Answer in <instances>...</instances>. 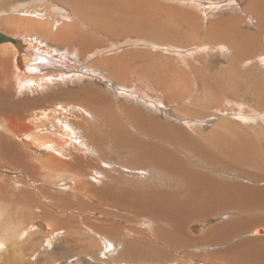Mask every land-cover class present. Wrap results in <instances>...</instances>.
<instances>
[{
    "label": "bare ground",
    "instance_id": "bare-ground-1",
    "mask_svg": "<svg viewBox=\"0 0 264 264\" xmlns=\"http://www.w3.org/2000/svg\"><path fill=\"white\" fill-rule=\"evenodd\" d=\"M20 1L23 2L24 0ZM47 1L51 2V4L58 2V0ZM199 1L201 2V0H198V2ZM203 1L204 0H202V2ZM1 2L5 3L6 0L5 2ZM48 2H46V4ZM60 2H64L67 5V9H60L59 11L58 7L56 8L54 5L50 6V4H47V6L45 4L46 6H44L43 4L44 7L41 6L42 11H40L35 10L34 6L36 3L35 5L33 4L34 9L31 7H27L26 9V7L22 4L24 6V10H20V12L23 11L25 14H28L27 17L19 16V18H15L8 16L0 19V32L13 39H17V41L19 40L17 45H14L11 42L0 43V166L10 167L12 170H18L20 174L22 173V175H19L17 178L14 176L16 179L14 185L19 184V186L15 185L18 194L17 199H21L24 194H32L34 192L36 193V188L40 189V196H44V194L45 196L47 194L49 195V193L46 192L48 191L49 187H47L46 184L47 178H50L51 176L54 178L57 176L62 177V182L58 180L60 182L58 185L61 184L62 188H66L67 190L70 189L68 192L67 190L64 191L65 195H69V197L74 196V198L72 197L73 203L71 202V199H68L70 202L66 199H57L54 200L55 202H50V199H48L49 204L58 209L70 210L71 208H75L76 211H82L85 209L89 212H99L105 218L103 219L98 217L92 226L93 228L91 227L89 230H92L96 236L105 238L112 242L113 244H109V247H113V249H116L114 248V238L118 239L121 237L124 239L123 242L126 243L124 244L126 246H129L130 241L128 236L126 237L127 227L125 224L122 226L107 220L108 216L115 215L113 211L109 210L111 209L110 207H118L123 211L128 212L130 211V205L132 204L137 207L139 212L140 210L143 212V210L146 208V213H148L150 216L156 217L155 215H158L155 220L160 218L163 219L164 222L165 219L175 222L179 219L178 210L189 213L193 219H198L201 218V216L207 215L210 213V210H217L215 205L216 202L212 200H214V197H217L218 199L219 196H222L224 198V207H229L232 205L235 209L240 210V212H245L248 205L245 204L247 202H245L244 198V201H240L238 198V201L235 202L233 197H241L242 192H250L249 189H251L252 192L263 190L264 178L262 180V177H260L261 182L258 186L255 184V186H250L247 182L240 183L239 181L228 180H224L223 184H217L216 181H214L213 176L202 172L196 167L194 168L189 162H187V159H190L189 157L185 159L184 157H181L179 153H177V151L181 152L182 150V138H187L185 131H179L178 129L171 128L169 131H174L172 134H178L182 138L160 136V140L157 138V134L149 133V130L147 129L148 127L144 128L143 124L142 127L139 125L141 124V120L144 119L140 113L133 111L128 105L121 101L116 102L110 96V93H104L100 91L98 88L99 86H93L96 83H92V86L89 84L83 86L80 83L84 78L94 77L97 78V81L100 79L108 86L113 88L114 86H117L115 84V79L119 78L120 73H133L136 69L143 68L142 65L146 64V61L143 59L141 48H129L131 52H137L131 56H129L131 52L127 49V51L121 53L119 52L116 55L108 54V56H102L99 58L100 54L103 55L102 52L104 50L102 47L105 43V40H109L111 44L112 40L125 36H129L127 38H132L133 36L143 38L155 37L156 39L161 38L159 35H164L166 38L171 37L172 35H179L180 37L176 36L177 40H186L188 37L190 39L192 34L194 35L195 33H198L200 36V33H203L207 34V37L211 36V38L214 37L215 39H219L222 44L230 48L235 46L232 40L236 38H248L249 36L251 39L247 41L244 48H242V53H258V44L261 42L260 35L262 31H264V0H252V2L260 5L258 9H262L261 17H258V11L256 16L250 17V21L253 22L254 26H256L259 31L256 29L249 31L246 28H243L241 26V22L244 21V19L233 16H227L217 19L216 21H203L200 17L198 18V22L194 23L192 16L193 12L191 10L185 7L183 8L176 5L172 6L170 4H164L161 2V0H60ZM183 5H185L184 2ZM1 6H6V4H1ZM56 9H58V11H56ZM13 10H19V8ZM4 12L5 11H3V13ZM14 12L12 11V13ZM60 14L62 15V18ZM57 16L59 18H57ZM146 31L154 33L149 34L146 33ZM254 38L258 40L257 44H254ZM204 40H206V43H209L207 39ZM146 42L145 46L147 44ZM152 44L155 45V43ZM192 44L195 46V43ZM199 44H204V42H200ZM168 45L169 44H167V46ZM131 46L133 45L131 44ZM107 47L112 48L110 46ZM200 47H195L193 51H197L196 49H199ZM221 47L222 45L219 44L220 51ZM157 48H159V46ZM167 48L169 49L170 47ZM107 50L109 49L107 48ZM224 50H226V48ZM114 51L111 52L113 53ZM107 52L109 53V51ZM200 52L202 51L200 50L199 53ZM261 56L263 57L264 55ZM248 57H250L249 54L248 56L245 55V58ZM208 59H210V57ZM155 60L156 59H154V61ZM231 60L232 59H230V61ZM179 65L183 66L182 63ZM179 65H174L175 67L171 70H180L179 67L181 66ZM261 66L263 67V65ZM149 68H151V66L147 67V69ZM254 69L256 68L252 66V68L249 70L252 71ZM156 70L159 71L160 67L158 66ZM163 70L164 69H162V71ZM259 70L255 71L259 73ZM141 72L143 74L145 73V75L150 79L153 77L155 79L156 77L159 78V75L153 71L147 72L145 69H141ZM181 73L185 77L187 76L185 72L181 71ZM178 75H180V73H178ZM255 78V76H252L248 82L250 86L253 87L252 93L254 95L251 92L243 93V97L250 98L254 100L255 103H257L260 97H264V79L260 80ZM160 80L162 82H153L154 85L161 88L163 93L167 92L165 95L169 96L171 99V95L173 93V90H171L172 87L166 83L164 84V80L162 78H160ZM136 85L137 84H135V86ZM140 85L142 84L140 83ZM186 85L187 82L181 83L182 87H185ZM135 86H133L135 89L131 95L133 97L134 95L137 96V92H139V94L142 92V89L139 90V87L137 88ZM126 89L128 93H132V91H129V88L126 87ZM136 89L139 91L135 92ZM122 90H124L123 92L125 94V88ZM180 91L181 95H186L187 92H189V89H183ZM144 92L145 96H147V91L144 90ZM25 94L32 95L20 97V95ZM146 101H148V98ZM170 102L171 101L168 100V103ZM248 117L246 115L247 119ZM239 118L245 119V116H239ZM149 122L153 124L159 123L156 120H149ZM229 124L232 125V121H229ZM243 126L246 127L245 123ZM261 126H264V120L261 122ZM258 132L259 131L257 130V133L255 134H258ZM197 134L199 135V133ZM189 136L190 141L196 144L200 149L208 150V147H210L212 137L210 132L203 133V135L200 136L201 138L193 137L191 133H189ZM252 136L245 133V131L238 132V130L231 127H229L227 132L224 134V158L233 160L235 162V166L232 168L233 171H248L247 167L244 166L249 167V165H251L250 168L255 169L256 163L254 162H256L255 160H257L258 156L263 157L264 160V136L256 135L255 137L257 138H252ZM155 139H158L159 143L152 142L153 140L155 141ZM260 148L263 149V151H259ZM133 169H136L135 171L139 172L143 170L145 172L144 176L151 177L158 176L161 171L168 174L171 179L178 182L179 186H193V189L195 188V192L201 195H194L192 194L193 191L191 190L192 193L187 199L178 196V194H186L183 192L184 188L181 189V187H177L179 190H175L176 193H173L172 190L171 193L169 190H162L163 188L160 187H145L143 183L139 185L138 179L142 176L139 175L137 179L135 178V181H138L137 183H134V180L130 174H133ZM145 170L149 171L146 172ZM249 174L250 173H248V175ZM254 176L256 177L258 175ZM23 177L31 182L27 181L28 185H26ZM32 177H34L35 181H32ZM238 177L239 175L237 178ZM8 178H0V202H6L7 205L11 204L12 200L14 199L12 198L11 200V196L7 197V195H10V193L8 194L7 192L16 191L13 182H10L11 180ZM257 179H259V177ZM32 182H34L33 185ZM133 184H135L134 190L131 189L133 187L130 186ZM53 187L51 188L53 189ZM246 194L243 193L244 196ZM209 198H211V200H209ZM223 198H221V200H223ZM37 200L40 199L38 198ZM17 201L18 200L15 198L16 203L14 204L16 205H14V207L20 205V203L18 204ZM58 201H60L59 203L62 204H58ZM20 202H22V200H20ZM3 204L0 203V206H3ZM154 204H156V206ZM38 205L39 203L37 202V205L35 206ZM159 209L160 211H158ZM149 212L156 213L150 214ZM173 213H176V220H173V216L172 218L170 217V214ZM76 215H72L70 219L77 221ZM119 217L123 219L124 216ZM124 218L128 222V218ZM87 219L88 218H86V220ZM260 221L264 222V215H261ZM252 222L254 223L255 221ZM230 223L231 222L227 221L223 226L225 227ZM39 226L45 230L46 228H49L46 224L39 223ZM50 228L53 230L52 232L60 229L58 222H56V224L54 223L53 226L51 224ZM78 228L79 226L75 224L70 229L79 232ZM86 230L88 231V229ZM222 230L224 231V229ZM251 233L253 235L264 233V229L253 228ZM201 238L202 237H200L199 240ZM83 239L81 236H78L79 244H82L84 241ZM133 239H135L134 236ZM252 239L253 237L251 240ZM65 240H67V238H64V242ZM136 240L143 241L144 244L154 243L151 241L150 243L142 236L141 238H136ZM260 241H264V239L260 240L259 238L258 243H260ZM127 242H129V244H127ZM4 243L5 241L0 242V252L4 251V253H6L7 249L3 248ZM102 244L105 245V242ZM260 244H262V242ZM107 246L105 245V248H108ZM148 248L150 247L148 246L147 249ZM240 248H234L232 252L235 253V251H238ZM228 252L230 254L229 250ZM248 252H250V250ZM235 254H237V252ZM239 254L242 255V251ZM5 258H9L7 254L5 255Z\"/></svg>",
    "mask_w": 264,
    "mask_h": 264
},
{
    "label": "rangeland",
    "instance_id": "rangeland-1",
    "mask_svg": "<svg viewBox=\"0 0 264 264\" xmlns=\"http://www.w3.org/2000/svg\"><path fill=\"white\" fill-rule=\"evenodd\" d=\"M1 1L5 2V0H0V10H1L0 12L2 13V15L0 13V19L4 17H8V16L15 17V18H19V16L27 17L28 14H25V12L23 11L20 12V10H24V6L26 7V9L27 7H31L32 9L35 8V10H40V11H42L41 6L44 7L47 4L48 5L50 4V6L54 5V7L56 8L58 7L59 11L60 9H67V5L64 2H60V0H58V2H55V4L54 3L51 4V2H48L47 0H24L23 2L20 0H6L5 3H2ZM185 1L184 0H161V2L164 4H170L172 6L176 5L178 7H183V8L185 7L191 10L193 12L192 16H193L194 23H197L198 18L200 17L202 18L203 21L204 20L205 21H216L217 19H221L227 16H233V17H239V18L244 19V21L241 22V26L243 28H246L249 31H252L255 29L259 31L256 28V26H254L253 22L250 21V17L256 16L257 11L259 14L258 17H261L262 9L261 10L258 9L260 5L255 2H252V0H204L203 2L202 0L201 2L200 1L198 2V0H187L186 2ZM46 2L48 3L46 4ZM183 2L185 5H183ZM37 3L40 5H38ZM1 4H4V5L6 4V6H1ZM15 7L19 8V10H13V9H17ZM58 9H56V11H58ZM3 11L5 12L3 13ZM12 11L13 12L15 11V12L12 13ZM30 11H34V10H30ZM57 18L59 17L57 16ZM61 18H62V15H61ZM146 33L153 34L154 32L146 31ZM206 35L207 34L200 33V36H199L198 33H195L194 35L192 34L190 39L188 37L186 40H177L176 36L180 37L179 35H176V36L172 35L171 36L172 38L171 37L166 38L164 35H159V37L161 38H156V39L155 37L143 38V37L133 36L132 38H127L129 36H125V37L112 40L111 44L109 40H105L104 41L105 43L102 47L104 50L102 52L103 55L100 54L99 58H101L102 56H108V54L116 55L119 52L121 53V52L127 51V49L128 51L131 52L130 49H134L135 47L138 49L141 48V53H143V59L144 61H146V64L142 65L143 68L141 69L143 70L145 69L147 72L153 71L159 75V78L156 77L155 79L153 77L154 79L153 78L150 79L145 75V73L143 74L141 72V69H136L133 73H127V74L120 73L119 78L115 79V84L118 86V88L117 86H114L112 88L111 86H108L106 83H104L100 79H98L97 81V78H94V77L84 78L80 84H82L83 86H86L88 84L92 86V83L93 84L96 83L93 86L95 87L99 86L98 88L100 89V91L104 93H110V96L116 102L121 101L124 104L128 105L129 108H131L133 111L140 113V115L143 116L144 119L141 120V124L139 125L142 127V124H143L144 128L148 127L147 129L149 130V133L157 134L158 136L157 138L160 140H161L160 136L172 137V138L181 137L178 134H172L174 131H169L171 128L178 129L179 131H185L187 134V138L184 139L181 137L182 138L181 140L182 150L181 152L177 151V153H179L180 156L184 157L185 159L189 157L191 160L187 159V162H189L194 168L196 167L200 169L202 172L207 173L210 176H213V179L214 181H216L217 184L219 185L223 184L224 180H228V181H239L240 183L247 182L249 183L250 186H255V185L258 186L261 182L260 177H262V180L264 178L263 157L258 156L257 160H255L256 161L254 162L256 163L255 169L250 168L251 165H249V167L244 166V167H247L248 171H239V170L233 171L232 168L235 166V162L233 160L224 158L223 150L225 147L224 146L225 143L223 142H224V134L227 132V129L229 127L238 130V132L245 131V133H247L250 136L254 134L253 135L254 137L252 136V138H257L255 137L256 135L264 136V128H263L264 126H261V122H263L264 120V116H263V113H264L263 112L264 111V99L263 98L264 97H260L257 103H255L254 100L250 98L243 97V93H249V92L252 93L253 87L250 86V84L248 83L249 80L252 78V76H255L257 79H260V80L264 79V60H263L264 56L263 57L261 56V55H264V31H262L260 35L261 42L258 44V53H254V52L244 53L246 56H248L249 54L250 57L248 58H245V55L242 53V48H244L247 41L251 39L249 36L248 38H236L232 40L235 46H232V48H230L222 44V42L219 39H215L214 37L211 38V36H209L210 37L209 38ZM203 38L209 41V43L207 42L208 45L206 43V40H204ZM141 40L142 41L144 40V41L142 42ZM126 41L128 42V44ZM145 42L148 45L146 44L145 46ZM150 42L155 43V45ZM200 42H204V44H199ZM130 43L133 46H131ZM192 43H195V46ZM257 43H258V40L254 38V44H257ZM167 44L169 45L167 46ZM219 44L222 45L221 51L219 48ZM107 46H110L112 48H109ZM114 46L116 47V50ZM158 46L159 48H157ZM106 47L109 50H107ZM167 47H170V48L168 49ZM195 47L197 48L200 47L199 49L202 52L199 53L200 51L199 49H196L197 51H193ZM177 48H180V49H177ZM225 48L226 50H224ZM107 51H109V53ZM111 51H114V52L112 53ZM223 51H226L227 54L226 52H223ZM135 53L133 51L131 52V54H129V56L134 55ZM169 56H172V57H169ZM184 57H185V60H184ZM209 57L210 59H208ZM154 59L156 60L154 61ZM187 59L188 60L190 59V60L188 61ZM230 59H232L231 60L232 63ZM178 62L179 64L182 63L183 66L179 65ZM174 65H179L182 67L181 68L178 66L180 68V70H178L179 72L175 70H171L175 67ZM251 65L255 67L256 69L250 71L249 69L252 68ZM261 65H263V67ZM150 66L151 68L147 69V67H150ZM158 66L160 67L159 71L156 70ZM162 69L164 70L162 71ZM255 70H259L260 72L258 73ZM181 71L185 72L187 76L185 77L181 73ZM247 71L249 72L250 75L248 74ZM178 73H180V75H178ZM160 78L164 80V84L166 83L167 85H170V87H172L171 90H173V93L171 95L172 97L171 99L169 96L165 95V93L167 92L163 93L161 88L154 85L153 82L155 81L162 82ZM182 82H187V85L185 87H182L181 86ZM140 83L142 85H140ZM135 84H137L138 86L137 85L135 86ZM133 86L137 88L139 87L138 88L139 90L142 89L141 90L142 92L140 94L139 92H137L139 90L136 89L135 92H137V96L134 95V97L131 96L135 89ZM126 87L129 88V91H132L131 94L130 92L129 93L127 92ZM124 88H125V94L123 92L124 90H122ZM117 89L121 94L117 91ZM179 89L180 90L189 89V92H187L186 95H181V91ZM144 90L147 91L146 92L147 96H145ZM163 94H164V98H163ZM30 95L32 94L20 95V97L30 96ZM147 98H148V101H146ZM150 98L152 99L154 98L153 102H152V99ZM168 100H170L171 102L168 103ZM259 111H260V114H259ZM238 115L245 116V119H240ZM246 115L247 117L249 115L248 119L246 118ZM149 120H156L159 123L153 124V123H150ZM229 121H232V125L229 124ZM244 123L246 127L243 126ZM257 130L259 131L258 134H255L257 133ZM206 132H210L212 135L210 147H208V150L200 149L196 144L192 143L189 139L190 138L189 133H191L193 137L201 138L200 136H202L203 133H206ZM197 133H199V135ZM221 136L223 137V139ZM158 139H155V141L153 140L152 142L157 143ZM259 151H263V149L260 148ZM0 170L2 171V172L0 171V178L9 177L8 179L11 180L10 182H13V185L16 180L14 176L17 178L19 175H22V173L20 174L18 170H12V168L10 167L0 166ZM135 170L133 174L132 173L130 174H131L132 179L134 180L133 181L134 183L135 182L137 183L138 180L141 182L140 183L138 181L139 185L143 183L145 187H149V186L150 187H160V188H163L162 190H169V192H171L172 190L173 193H176L175 190H179L178 188L181 187V189L184 188L183 192H185L186 194H183V195L178 194V196L184 197L187 199H188V196L192 193V191H193L192 194L194 195H199V196L201 195L195 192V188L193 189V186H189V185L179 186L178 182L171 179L168 174L163 173L161 171L158 174V176L151 177V176H144L145 172L143 170H142L143 172L142 171L139 172ZM145 171L147 172L149 170H145ZM258 171L261 173H259ZM136 173L138 176L136 175ZM248 173L250 174L248 175ZM139 175H141L142 177H139ZM236 175L237 176L239 175V177L237 178ZM254 175H258L256 177L257 178L259 177V179H257ZM138 177L139 179L135 181V178L137 179ZM50 178H47L46 180L47 187L49 186L48 191H46L49 193V195L46 193L48 196L47 195L45 196V194L44 196L43 195L40 196L41 194L40 189L36 188L35 190L36 193L34 192L32 194L31 193L24 194V196L21 199H17L18 194H17V188L15 187L16 185L15 184L14 188L16 191L14 190L15 192H11V191L7 192L8 194L10 193V195H7V197L11 196L10 197L11 200L12 198H14L13 199L14 202L12 200V203L8 205L6 204V202H0L2 204L4 203L3 206H0V212L2 214V215L0 214V239H1L0 242L5 241V243L3 244V248L7 249V252L5 251L6 253H4V251H2L3 253L0 252V264H197V263L198 264H264V252H262L264 251L263 250L264 241H260V243L262 242V244L258 243L259 238L260 240L264 239L263 237L264 233H260L261 235L260 234L253 235L251 233L253 228L254 229L256 228L264 229V222L260 221L261 215H264V189L261 191H255V192H252L251 189H249L250 192H242L241 197H236L234 195H233L234 197L232 196L235 202L238 201V198L240 201L245 200V202H247L245 204L248 205L249 208L247 207V210H245V212H240V210L235 209L232 205H230L231 208L230 206L224 207L225 205L224 198L222 196H219L220 197V198L218 197L219 200L217 199V197H214L213 198L214 200H212L216 202L215 205H216L217 210H213V211L210 210V213H208L205 216H201V218H198V219H193L189 213L178 210L179 219L178 221H175V222L171 220H166V219L164 222V220L160 218L155 220V218L158 215H155L156 217L150 216L148 213H146V208L143 210V212L142 210H140L139 212L137 210V207H135V205H132V204L130 205L131 208H130V211L128 212H125L121 208H118V207L117 208L110 207L111 209L109 210L113 211L115 215L108 216L107 220L112 221L122 226L125 224V226L127 227L126 231L129 233L128 234L126 232V237L128 236L130 244H132L130 245L129 242H127L129 246H126L124 245L126 243L123 242L124 239H122L121 237H119L118 239L114 238V242H115L114 248L116 249H113V247H109V244H113L112 242L108 241L105 238H100L96 236L92 232V230H89L93 226L95 220L98 217H101L103 219L105 218L99 212L90 211L91 212L90 213L89 211H86L85 209L82 211H78V210L76 211L75 208H71L70 210L58 209L49 204L48 199H50V202L51 201L55 202L54 200H57V199H66L67 201L71 199V202H72V197L74 198V196L69 197V195L68 196L65 195V191L67 189L62 188L61 184H59L60 185L59 187L58 183H60L59 181L62 182V177L57 176L56 178H54L53 176H51ZM31 179L32 181L33 180L35 181L34 177H32ZM23 180L25 181L26 185H28L27 184L28 182H31L25 177H23ZM170 182H171V185H170ZM33 184L34 182H32V185ZM17 185L19 186V184ZM134 185L135 184L130 185L131 187H133L131 188L133 190L135 189ZM51 187H53V189ZM57 187H59L60 189ZM54 188L57 190H55ZM68 191H70V189H68L67 192ZM187 192H190V193H187ZM11 193L13 194V196ZM243 193L245 194L247 193L246 194L247 196L245 195L246 196L245 197ZM36 196L41 201L37 200L38 198ZM15 198L16 200H18L17 203L18 204L20 203V205L15 206L16 209L14 207V205H16L14 204L16 203ZM221 198H223V200H221ZM20 200H22V202H20ZM209 200H211V198H209ZM37 202L39 203V205L35 206L37 205ZM40 202L42 206L40 205ZM59 202L60 201H58V204H62ZM26 203L27 204L29 203V204L27 205ZM221 203L223 206L221 205ZM154 205L156 206V204ZM158 211H160V209ZM156 212H151V213L149 212V213L155 214ZM72 215H76L77 221L70 219ZM168 215H165V216H168ZM119 216L127 217L128 222L126 221L124 217L122 219ZM172 216L174 217L173 220H176L175 218L176 213L170 214L171 218ZM86 218L88 219L86 220ZM227 221L231 223L227 224V226L224 227L223 225ZM252 221H255V222L253 223ZM56 222H58L60 229H57V231L52 232L53 230L50 228V225L52 224L53 226V224L54 223L56 224ZM39 223L46 224L47 227H49L50 229L46 228L45 230L44 228L39 226ZM75 224L79 226L78 228L79 232H77L76 230L70 229ZM68 225L70 228L68 227ZM86 229H88V231ZM222 229H224V231ZM78 236H81L82 239L84 238L83 239L84 241L82 242V244H79ZM133 236L135 239H133ZM141 236L146 238V240H148L149 242L151 241L154 243L150 242L151 244H144L143 241L136 240V238H139V237L141 238ZM200 237L202 238L199 240ZM252 237L253 239L251 240ZM64 238H67L65 242H64ZM104 242L106 246L108 245L107 246L108 248H105V245L102 244ZM148 246L150 248L147 249ZM234 248L235 249L240 248L238 251H235V253L237 252V254L232 252ZM244 249H245V252H244ZM228 250L230 251V254ZM240 250L243 253L242 255L239 254L241 253ZM249 250L250 252H248ZM6 254L8 255L9 258H5Z\"/></svg>",
    "mask_w": 264,
    "mask_h": 264
},
{
    "label": "water",
    "instance_id": "water-1",
    "mask_svg": "<svg viewBox=\"0 0 264 264\" xmlns=\"http://www.w3.org/2000/svg\"><path fill=\"white\" fill-rule=\"evenodd\" d=\"M3 42H11L14 45H17V43H19V40L17 41V39H13L0 32V43H3Z\"/></svg>",
    "mask_w": 264,
    "mask_h": 264
}]
</instances>
